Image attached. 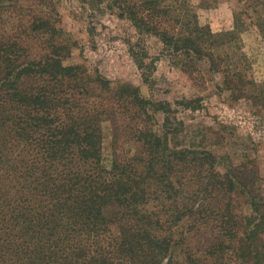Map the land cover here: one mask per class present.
Segmentation results:
<instances>
[{"label": "trees", "instance_id": "1", "mask_svg": "<svg viewBox=\"0 0 264 264\" xmlns=\"http://www.w3.org/2000/svg\"><path fill=\"white\" fill-rule=\"evenodd\" d=\"M98 1L214 72L219 41L245 26L235 14L234 32L214 34L171 0ZM245 3L264 36V0ZM49 8L0 0V264H264L261 189L211 151L172 146L166 125L156 134L153 112L170 110L139 89L65 65Z\"/></svg>", "mask_w": 264, "mask_h": 264}, {"label": "rangeland", "instance_id": "2", "mask_svg": "<svg viewBox=\"0 0 264 264\" xmlns=\"http://www.w3.org/2000/svg\"><path fill=\"white\" fill-rule=\"evenodd\" d=\"M245 1L166 2L191 9L200 25L209 26L214 34L234 32V15L239 14L244 31L237 38L219 41L216 54L223 62L216 72L210 61L189 62L158 37L139 32L104 1L50 0L51 8L43 11L59 20L58 42L70 49L65 65L98 71L112 89L130 85L144 98L169 108L166 122L167 113L153 112L151 125L156 134L163 133L166 125L172 146L211 151L219 156L221 172L235 169L246 184L252 182L264 193V36L256 26L255 7ZM227 40L232 41L225 44ZM111 128L109 122L104 124L107 162L112 153ZM239 202L241 210L249 214V207L242 199ZM262 246L264 235L258 243L260 249Z\"/></svg>", "mask_w": 264, "mask_h": 264}]
</instances>
